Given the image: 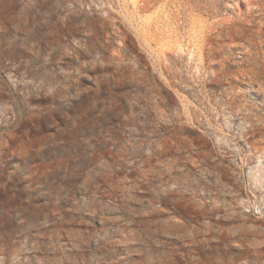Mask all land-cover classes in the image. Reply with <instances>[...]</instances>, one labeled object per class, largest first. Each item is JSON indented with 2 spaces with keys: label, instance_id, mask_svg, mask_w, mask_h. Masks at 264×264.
I'll use <instances>...</instances> for the list:
<instances>
[{
  "label": "rangeland",
  "instance_id": "374dc122",
  "mask_svg": "<svg viewBox=\"0 0 264 264\" xmlns=\"http://www.w3.org/2000/svg\"><path fill=\"white\" fill-rule=\"evenodd\" d=\"M0 264H264V0H0Z\"/></svg>",
  "mask_w": 264,
  "mask_h": 264
}]
</instances>
